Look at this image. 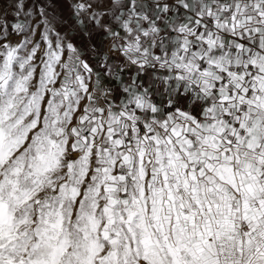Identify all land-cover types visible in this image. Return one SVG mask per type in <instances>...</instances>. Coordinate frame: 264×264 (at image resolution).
<instances>
[{
	"label": "snow or ice",
	"instance_id": "6c2138e0",
	"mask_svg": "<svg viewBox=\"0 0 264 264\" xmlns=\"http://www.w3.org/2000/svg\"><path fill=\"white\" fill-rule=\"evenodd\" d=\"M0 264H264V0H0Z\"/></svg>",
	"mask_w": 264,
	"mask_h": 264
}]
</instances>
